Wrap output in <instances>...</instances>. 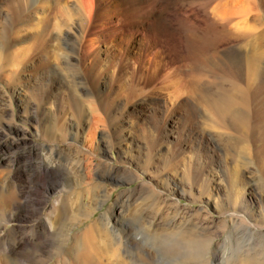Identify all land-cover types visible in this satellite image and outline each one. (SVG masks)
I'll return each instance as SVG.
<instances>
[{
  "label": "rangeland",
  "instance_id": "rangeland-1",
  "mask_svg": "<svg viewBox=\"0 0 264 264\" xmlns=\"http://www.w3.org/2000/svg\"><path fill=\"white\" fill-rule=\"evenodd\" d=\"M52 1L0 50V264H69L83 230L94 264H264V0ZM230 82L251 138L214 114Z\"/></svg>",
  "mask_w": 264,
  "mask_h": 264
},
{
  "label": "bare ground",
  "instance_id": "bare-ground-1",
  "mask_svg": "<svg viewBox=\"0 0 264 264\" xmlns=\"http://www.w3.org/2000/svg\"><path fill=\"white\" fill-rule=\"evenodd\" d=\"M37 0H10V2H5L4 4H0V43H1V45H0V50H3V48L2 47H4V48H8V45H10L11 44V42L13 41V38H12V33H13V31H14V27L16 26V25H18L17 24V22H21L23 19L24 20H27V19H29V16L31 15V12L32 11H36V8L38 7V5L36 4L37 2H36ZM43 3H47L48 2V0H41ZM75 1H77V3L79 4V7L77 8H71V9H68V8H66V9H62L61 10V8H59V6H60V4L62 3V2H65L64 0H53L52 1V3H51V9H56V11L58 10L59 12H61L62 13V15L64 14L65 15V17H66V19H63V22L65 23V24H67L68 23V20H70V18L72 17V15H75V14H77V15H82L80 12H82L81 10H82V8L84 9L83 11L85 12V14H89L90 13V10H91V2H93L92 0H75ZM224 2H227V1H224ZM50 4V3H49ZM223 4V3H222ZM226 4V3H225ZM224 5V4H223ZM235 5H237V4H235ZM73 6V5H72ZM220 6V5H219ZM226 6V5H225ZM234 6V5H233ZM231 7L230 6V8H231V11L233 10V8L234 7ZM238 6V5H237ZM241 6V5H240ZM30 7H32V8H30ZM43 7V6H42ZM47 7V6H46ZM62 7V6H61ZM218 7V6H217ZM227 7V9L229 8V6H226ZM216 8V7H215ZM215 8H213V9H215ZM219 8V7H218ZM236 8H238V7H235V9ZM38 9V8H37ZM211 10V9H210ZM217 10V9H216ZM242 10H244L245 11V9H242ZM41 11H42V9H41ZM212 11V10H211ZM215 11V10H214ZM225 11L227 12V10H226V8H225ZM224 11V12H225ZM244 11H243V14H244ZM247 11V10H246ZM245 11V12H246ZM55 12V11H54ZM207 12V11H206ZM217 12V14H218V12L219 11H216ZM225 12V16H227L226 13ZM229 12H230V10H229ZM228 12V13H229ZM241 11H240V9H239V13H240ZM43 13V12H42ZM46 13V12H45ZM221 13V12H220ZM234 13V12H233ZM248 13V12H247ZM44 14V13H43ZM230 14H231V12H230ZM238 14V13H237ZM242 14V13H241ZM246 14V13H245ZM50 15V14H49ZM79 15V16H80ZM41 16H43V15H41ZM61 16V15H60ZM212 16V15H211ZM213 16H214V14H213ZM220 16H222V15H220ZM236 16V15H235ZM234 16V17H235ZM238 16V15H237ZM241 16H243V15H241ZM224 17V16H223ZM217 18V17H216ZM221 18V17H220ZM228 18V17H227ZM246 18V17H245ZM245 18H243V19H245ZM256 18H258L257 16H256ZM5 19V21H4V24L3 23H1V22H3V20ZM22 19V20H21ZM73 19V18H72ZM255 19V18H254ZM259 19V18H258ZM257 19V20H258ZM23 20V21H24ZM81 20V19H80ZM219 20V19H218ZM260 20V19H259ZM258 20V21H259ZM220 21V20H219ZM223 21V20H222ZM232 21V20H231ZM248 20L246 19V22H247ZM258 21H256V24H257V22ZM262 21V20H261ZM59 22V21H58ZM215 22V21H214ZM224 22V21H223ZM222 22V23H223ZM238 22V21H237ZM244 22H245V20H244ZM226 23V22H225ZM239 23V22H238ZM240 23H243V22H241L240 21ZM239 23V24H240ZM25 24V23H24ZM26 24H28V23H26ZM224 24V23H223ZM232 24V23H231ZM234 24V26H235V22L233 23ZM253 24V23H252ZM252 24H251V26H252ZM222 25V24H221ZM220 25V26H221ZM243 25V24H242ZM244 25H246V23L244 24ZM241 26V25H240ZM250 25H247V28H249V29H251L252 27H251ZM254 26H255V21H254ZM19 27V26H18ZM70 27V26H69ZM225 27H226V24H225ZM230 27H232V25L230 26ZM244 27H246V26H244ZM263 27V26H262ZM261 27V28H262ZM221 28H222V26H221ZM233 28V27H232ZM254 28V27H253ZM257 28H258V26H257ZM237 31L238 32H240L239 31V29L240 28H238L237 27ZM243 29V28H242ZM263 29V28H262ZM231 29H229V31H230ZM251 30H253V29H251ZM59 31V30H58ZM235 31H236V29H235ZM236 31V32H237ZM243 31H244V29H243ZM246 31V30H245ZM248 31V30H247ZM258 32H259V30H257ZM256 31V32H257ZM62 32V31H61ZM60 31H59V33H57V35L54 37V39L56 40V42H55V44H56V49L57 50H61V51H64V53H65V48L67 47V48H70L72 51L73 50H75V46L72 44V43H67V44H65V46L64 45H62V43L60 42V40H61V38H64V39H66V40H68L69 41V39H68V36H67V34H65L64 35V37H62L63 36V34L61 33ZM252 32V31H251ZM257 32V33H258ZM261 32H262V30L260 31V34H261ZM263 32H264V30H263ZM52 33V32H51ZM249 34H250V32H249ZM252 34V33H251ZM259 34V33H258ZM260 34H259V37H260ZM264 34V33H263ZM15 35V34H14ZM84 35V34H83ZM242 35V34H241ZM75 36V35H74ZM261 36H262V34H261ZM53 37V36H52ZM244 37V36H243ZM247 37V36H246ZM245 37V38H246ZM256 37V36H255ZM15 38V37H14ZM241 38V37H240ZM252 38V37H251ZM262 38L264 39V37L262 36ZM242 39V38H241ZM258 39V38H257ZM260 39V38H259ZM91 40H92V38H91ZM249 40H252V39H249ZM262 40V39H261ZM67 41V42H68ZM243 41V40H242ZM245 41V40H244ZM248 41V40H247ZM252 41H254V39L252 40ZM258 41V40H257ZM257 41L255 42V43H257ZM92 42V41H91ZM249 42V41H248ZM262 42H264V40H262ZM235 43V42H234ZM244 43V42H243ZM250 44H252L251 42H249ZM248 43V44H249ZM237 44V43H236ZM264 44V43H263ZM76 45V44H75ZM91 45V44H90ZM243 45H245V44H243ZM247 45V44H246ZM246 45L244 46V47H246ZM259 45H262V43L261 44H259ZM14 46V45H13ZM242 46V45H241ZM252 46V45H251ZM251 46H250V48H251ZM254 46V45H253ZM264 46V45H263ZM11 47H12V45H11ZM77 47V46H76ZM230 47H232V46H230ZM234 47V46H233ZM238 47V46H237ZM236 47V48H237ZM234 48V51H232V49H231V51L232 52H230L229 53V55H230V57H232L233 58V60H232V63H235V64H237V65H239V66H237V74H240V70H241V65H240V63H244V65L245 66H247L248 68H251L252 66H255V67H260V63H259V61H257V62H255V55H253L254 53H257V56H258V54L260 55H262L263 53L261 52V53H259V52H254V53H252V51H251V54L252 55H250V54H247V53H245V50H244V52L241 50L240 51V49H242V48ZM255 48V47H254ZM258 48V47H257ZM259 48H261V46L259 47ZM264 48V47H263ZM263 48H261V49H263ZM77 49V48H76ZM228 49V48H227ZM230 49V48H229ZM252 49V48H251ZM8 51V50H7ZM247 51H249V50H247ZM255 51V50H254ZM257 51V50H256ZM15 52V51H14ZM59 52V51H58ZM76 52V51H75ZM10 53V52H9ZM8 53V54H9ZM73 53H74V51H73ZM77 53V52H76ZM1 54V53H0ZM60 54H61V52H60ZM65 55H67V52L65 53ZM74 55V54H73ZM77 56H78V54H77ZM64 57V56H63ZM78 58V57H77ZM259 57H257V59H258ZM260 58H261V56H260ZM262 59H264V58H262ZM261 59V60H262ZM65 60V59H64ZM69 60V59H68ZM77 60V59H76ZM250 61H252L253 62V64H251L250 63ZM16 62V61H15ZM71 62V61H70ZM69 64V63H68ZM78 65V64H77ZM219 67V66H218ZM218 67H217V69H218ZM79 68V67H78ZM226 69V70H225ZM247 69V68H246ZM211 70V69H210ZM214 70H215V68H214ZM220 70L222 71L223 70V72L222 73H228L229 75H231L232 76V74H231V71L230 70H228L227 68H225V66H224V68H220ZM248 70V69H247ZM78 71V70H77ZM197 71H199V70H197ZM68 72H69V70H68ZM77 73V72H76ZM67 74V73H66ZM66 74H65V76H66ZM80 74V73H79ZM198 75V74H197ZM241 75V74H240ZM78 76V75H77ZM192 76V75H191ZM193 76H194V74H193ZM219 77H220V75H218ZM222 76V75H221ZM75 77V76H74ZM217 77V76H216ZM223 77V76H222ZM69 79V78H68ZM216 81L218 80V79H215ZM74 81V80H73ZM219 81V80H218ZM224 81V80H223ZM78 82H80V81H78ZM71 83V82H70ZM83 83V82H82ZM72 85V84H71ZM80 85V84H79ZM83 86V85H82ZM223 87V86H222ZM75 92V91H74ZM77 92V91H76ZM217 92V91H216ZM218 92H219V90H218ZM217 95V94H216ZM214 97H216V96H214ZM89 99V98H88ZM85 100H86V98H85ZM89 102V101H88ZM245 102H247V95L245 94V91L240 87V86H238V84H236V83H232V82H230V86L229 87H227V89L226 88H222V90H221V93L217 96V98L215 99V101H214V107H213V109L215 110V115H216V117L217 118H219L221 121H223V122H225V123H227V124H229V125H231V127L232 128H238V129H240L241 131H243V132H245V135L249 138V136H250V134H251V132H252V129H250L249 128V125H248V117H249V114H248V112H246L245 111V109H244V107H245V105H244V103ZM79 104H81V103H79ZM92 104V103H91ZM243 104V105H242ZM247 105V104H246ZM79 106V105H78ZM80 106H82V104L80 105ZM92 106V105H91ZM90 106V107H91ZM89 107V110H92L91 108ZM83 109V108H82ZM88 110V111H89ZM90 112V111H89ZM94 112V111H93ZM214 112V111H213ZM91 113V112H90ZM92 114V113H91ZM90 114V115H91ZM96 115V114H95ZM98 115V114H97ZM89 116V115H88ZM87 116V117H88ZM90 118V117H89ZM93 119V118H92ZM103 119V118H102ZM95 121H99V120H95ZM94 121V122H95ZM90 122V121H89ZM93 122V121H92ZM93 122V123H94ZM103 122V121H102ZM97 123V122H96ZM99 123V122H98ZM100 124H102L101 122H100ZM103 126V125H102ZM253 128V127H252ZM249 129H250V133H248V131H249ZM255 131V130H254ZM260 134V133H259ZM242 136H243V134H242ZM92 139H93V137H91ZM250 138H251V136H250ZM261 139V138H260ZM154 141V140H153ZM238 141V140H237ZM247 144V143H246ZM263 147V146H262ZM264 149V148H263ZM82 160V159H81ZM86 160H87V162H88V159L86 158ZM91 160V159H90ZM85 161V160H84ZM92 162V161H91ZM90 162V163H91ZM85 166V165H84ZM87 168H88V163H87V166H86ZM40 170H41V172H43V173H45V175L46 174H48L49 172V169H47V167L45 168V167H41L40 168ZM89 170V169H88ZM93 170V169H92ZM50 178H49V180H48V178H47V180L45 181V186H46V192H47V190H50L53 186H54V182H52V183H50ZM258 186H260V185H258ZM1 202H3V200H2V198H0V204H1ZM41 226H42V229L44 230V231H47V229H46V227H45V224H43V223H41ZM45 243V241L43 240V241H38V246L39 247H41V246H43V244ZM65 253L67 254V255H69L70 256V254H72V256H70V261H69V264H94V260H95V250H94V243H93V241H92V239H91V235H90V232H89V230H83V232H81V233H79L78 235H76V237H75V239H74V241H73V243H72V245L71 246H69L68 248H65ZM67 258V257H66ZM3 263V262H2Z\"/></svg>",
  "mask_w": 264,
  "mask_h": 264
}]
</instances>
